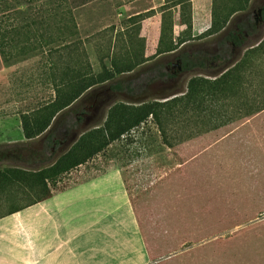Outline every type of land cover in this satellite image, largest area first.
I'll return each instance as SVG.
<instances>
[{"label": "crops", "instance_id": "0c3cea01", "mask_svg": "<svg viewBox=\"0 0 264 264\" xmlns=\"http://www.w3.org/2000/svg\"><path fill=\"white\" fill-rule=\"evenodd\" d=\"M95 2L94 17L104 22L82 32L85 18L75 10ZM186 3L92 0L74 9L93 72L109 75L74 102L83 111L70 120L80 119L81 131L99 126L115 102L163 101L156 78L174 65L178 71L219 68L208 48L234 46L224 30H212L218 26L213 0H189L191 28ZM164 18L172 28L160 40ZM46 82L52 93L44 103L55 96ZM15 115L18 119L10 118L23 136L21 115ZM45 143L44 136L40 149ZM260 198L264 108L0 216V264H257L258 259L221 258L214 245L220 241L193 233L229 230L210 227L211 210L226 208L228 200Z\"/></svg>", "mask_w": 264, "mask_h": 264}, {"label": "trees", "instance_id": "16d2710c", "mask_svg": "<svg viewBox=\"0 0 264 264\" xmlns=\"http://www.w3.org/2000/svg\"><path fill=\"white\" fill-rule=\"evenodd\" d=\"M30 2L29 0H27ZM56 9L60 7L64 17L57 18L58 13L50 14L48 19L39 21L18 22L17 11L0 12V54L8 61L11 58L24 56L40 51L45 56L42 64L44 78L52 83L55 96L52 100L40 104V106L21 114V126L23 137L33 139L43 134L48 143H59L57 136L64 135L63 128L80 127V119L70 120L83 111L81 105L74 102L82 98L89 88L106 80L109 75L106 72L95 74L92 70L84 41L78 37V26L73 10L92 0H54ZM170 2L168 7L186 1L188 11L187 27L191 28L189 0H166ZM248 0H236L237 5L227 9L226 3L213 0V23H218L213 31L224 30L225 40L233 46L241 47L247 37L254 34L257 24L248 14L237 15L242 7L241 2ZM235 3V4H236ZM62 7V9H61ZM52 10V9H51ZM53 11V10H52ZM264 20V6L261 8ZM57 20V22L50 19ZM235 23L229 27L231 19ZM235 18V19H234ZM62 19V21H60ZM164 25V26H163ZM171 24L162 21V33L160 40L171 32ZM257 42L256 45H254ZM244 57L233 63L227 70L215 78L194 76L189 80L187 91L180 96H174L163 101H145L140 104H126L115 102L108 109L107 117L102 126H97L81 131L82 134L72 146L58 157L49 167L38 170L24 169L21 167H5L0 170V205L8 204L0 216L13 213L23 207L41 201L52 195L54 190L49 187V180L70 171L72 168L85 163L96 153L103 150L112 141L119 139L123 134L145 123L151 117L159 126L161 136H167L166 129L173 118L172 110L179 106L180 112L194 111L195 117L186 119L184 124L191 122L194 126L206 125L213 121L214 116H222L223 110L235 113L225 120L214 124L216 128L235 119L252 114L264 108V102L254 105L252 95H245L243 99L230 103H219L220 99L234 98L244 89L242 78L246 77L247 70L253 69L255 58L264 60V38L255 41ZM175 46H172L174 48ZM232 46L224 50L232 55ZM223 51L211 57L212 60H220ZM223 59V58H222ZM221 59V60H222ZM228 62L229 60H225ZM258 65V64H256ZM162 76L171 75L164 71ZM110 76H113L112 74ZM216 103V104H215ZM229 106V110L226 106ZM242 107L245 112L236 111ZM224 108V109H223ZM60 129V134L58 133ZM62 130V132H61ZM207 129L199 130L179 139L176 143L196 136ZM56 137V139H54ZM167 142V146L174 145ZM0 206V207H1Z\"/></svg>", "mask_w": 264, "mask_h": 264}, {"label": "rangeland", "instance_id": "374dc122", "mask_svg": "<svg viewBox=\"0 0 264 264\" xmlns=\"http://www.w3.org/2000/svg\"><path fill=\"white\" fill-rule=\"evenodd\" d=\"M0 0V12L17 11L16 19L18 22L39 21L48 19L50 14L58 13L57 18L64 17L61 14L60 7L55 8L54 0ZM226 3L227 9L237 5L236 0H218ZM236 3V4H235ZM242 10L237 15L248 14L249 17L257 24L256 31L253 35L247 37L241 47H232V55L226 54L230 45L212 49L208 48L211 53H220L223 51L222 60L218 61V67H230L244 57L246 51L257 42L264 38V20L261 8L264 6V0H248L239 4ZM96 9H94V8ZM236 7V6H235ZM53 11H52V10ZM62 9V7H61ZM260 9V11H259ZM80 11L85 18L82 23V32H91L98 29L101 22L99 18L94 17L93 12H99V4L95 2L91 6L79 7L75 11ZM74 12V10H73ZM51 14V15H52ZM235 19V18H234ZM57 22V20L50 19ZM62 21V19H60ZM233 18L229 24L233 28ZM97 33V32H96ZM253 43H255L253 45ZM214 51V52H212ZM264 54V53H263ZM215 55V54H214ZM264 56V55H262ZM212 57V56H210ZM45 56L36 51L24 56H18L6 61L0 54V170L5 167H21L24 169L38 170L49 167L53 162L65 153L72 144L81 135L80 129L67 128L64 135L57 138L61 143H45L41 148V141L44 135L31 140H23L19 135L16 122L10 117L18 119L15 115H20L26 109H34L44 103L52 93L50 85L45 84L42 64ZM225 60H229L226 62ZM254 68L247 70L246 77L242 78L243 87L236 97L220 99L219 103H230L234 100L243 99L245 95H252L254 105L264 102V60L255 58ZM258 64V65H256ZM173 67V68H172ZM168 69L171 75L159 76L156 78L157 86L155 91L161 92L162 100L183 95L188 89L189 80L194 76H204L215 78L225 70L219 68H197L194 71H178L177 66ZM227 70V69H226ZM47 83V82H46ZM154 89H148L152 92ZM151 98L148 99L150 101ZM216 104V103H215ZM229 110V106H226ZM105 107L104 109H107ZM224 109V108H223ZM247 108L242 107L236 111L243 113ZM179 106L172 110L173 118L166 129L167 136L163 138L159 126L149 117L145 123L123 134L119 139L112 141L103 150L93 155L87 160L70 171L61 174L49 180L50 189L57 191L66 188L80 180L99 174L111 168V166L121 164L127 160L138 158L154 152L160 151L167 147V142H176L179 139L187 137L191 133L199 130L212 129L215 123L225 120L229 115L235 114L223 110L222 116H214L213 121L206 125L194 126L192 122L186 126L185 120L193 118L196 115L194 111L180 112ZM105 120L99 119L98 125L102 126ZM234 121V120H233ZM79 128L82 129L80 126ZM87 129L89 127H83ZM66 132V133H65ZM185 141V140H184ZM183 142V141H182ZM180 143V142H179ZM174 144V145H175ZM52 147L53 151H52ZM51 151V152H50ZM215 203V202H214ZM226 208L212 209L210 227H226L229 230L220 231H195V237L220 241L221 244L215 245L216 255L224 259H258L257 264H264V198L255 200L224 201ZM1 206V205H0ZM8 204L0 207V212L5 211ZM221 211L222 214H218ZM216 212V213H214ZM212 245V250H214ZM218 259V258H216ZM154 264V263H152Z\"/></svg>", "mask_w": 264, "mask_h": 264}, {"label": "water", "instance_id": "95a60500", "mask_svg": "<svg viewBox=\"0 0 264 264\" xmlns=\"http://www.w3.org/2000/svg\"><path fill=\"white\" fill-rule=\"evenodd\" d=\"M259 11H260V9H259ZM178 67L180 68V66L178 65Z\"/></svg>", "mask_w": 264, "mask_h": 264}, {"label": "flooded vegetation", "instance_id": "af4514ba", "mask_svg": "<svg viewBox=\"0 0 264 264\" xmlns=\"http://www.w3.org/2000/svg\"><path fill=\"white\" fill-rule=\"evenodd\" d=\"M174 66H176V65H174ZM173 68V67H172Z\"/></svg>", "mask_w": 264, "mask_h": 264}]
</instances>
